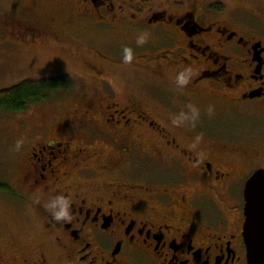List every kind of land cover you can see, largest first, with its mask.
Instances as JSON below:
<instances>
[{
  "label": "flooded vegetation",
  "instance_id": "flooded-vegetation-1",
  "mask_svg": "<svg viewBox=\"0 0 264 264\" xmlns=\"http://www.w3.org/2000/svg\"><path fill=\"white\" fill-rule=\"evenodd\" d=\"M54 1L69 14L28 19L14 36L69 56L87 48L88 74L74 75L103 88L68 96L69 126L37 125L5 188L38 237L0 239V264H249L244 191L264 169V0L198 11L181 0ZM127 62L152 89L109 87ZM203 100L234 128H198Z\"/></svg>",
  "mask_w": 264,
  "mask_h": 264
},
{
  "label": "rangeland",
  "instance_id": "rangeland-1",
  "mask_svg": "<svg viewBox=\"0 0 264 264\" xmlns=\"http://www.w3.org/2000/svg\"><path fill=\"white\" fill-rule=\"evenodd\" d=\"M207 0H181L186 8L199 10ZM175 8L171 0H154L153 7ZM70 8L61 5L54 0H0V90H5L18 85L26 80H40L45 78H64L70 73L69 87L61 89L51 95L44 103L34 105L27 111L21 113L0 114V185H16L20 175L21 165L25 157L29 143L36 141L37 125L41 120L49 116L57 123V128L69 126L72 120L70 109V95L78 91H90L91 89L103 87L87 79L88 71L84 68V60L90 56L82 51L75 56H69L64 50L49 41L27 43L20 41L14 36V30H18L28 19L36 18L39 15H64L69 14ZM85 46V43H84ZM85 64V63H84ZM121 71L114 72L108 78L109 87L121 89L125 93L138 89L150 90L153 80L139 78L132 74V66L127 62ZM74 73H84L86 76L77 77ZM96 85V86H95ZM124 99V98H123ZM197 118L194 124L201 129L217 128L231 130L234 124L230 120L218 121L212 115V108L204 100L197 104ZM179 120V119H177ZM250 118L241 120V125L252 124ZM59 129L54 132L59 135ZM227 158H230L227 157ZM232 160V158H231ZM229 159V161H231ZM228 163V162H226ZM264 163V158H262ZM14 187V186H13ZM7 188H0V239L14 238L29 245L32 239L38 237L35 231L24 225L23 217L20 214L19 199Z\"/></svg>",
  "mask_w": 264,
  "mask_h": 264
},
{
  "label": "water",
  "instance_id": "water-1",
  "mask_svg": "<svg viewBox=\"0 0 264 264\" xmlns=\"http://www.w3.org/2000/svg\"><path fill=\"white\" fill-rule=\"evenodd\" d=\"M244 238L249 264H264V169L247 182L244 191Z\"/></svg>",
  "mask_w": 264,
  "mask_h": 264
},
{
  "label": "trees",
  "instance_id": "trees-1",
  "mask_svg": "<svg viewBox=\"0 0 264 264\" xmlns=\"http://www.w3.org/2000/svg\"><path fill=\"white\" fill-rule=\"evenodd\" d=\"M69 87L65 78L26 80L22 83L0 90V114L21 113L30 107L46 102L53 93ZM0 188H5L0 185Z\"/></svg>",
  "mask_w": 264,
  "mask_h": 264
},
{
  "label": "clouds",
  "instance_id": "clouds-1",
  "mask_svg": "<svg viewBox=\"0 0 264 264\" xmlns=\"http://www.w3.org/2000/svg\"><path fill=\"white\" fill-rule=\"evenodd\" d=\"M63 215H66V209H65V211H62L61 213H59V214H58V217H59V216H63Z\"/></svg>",
  "mask_w": 264,
  "mask_h": 264
}]
</instances>
